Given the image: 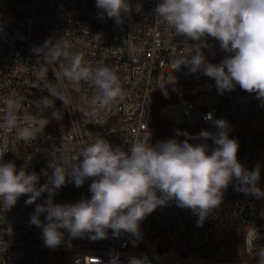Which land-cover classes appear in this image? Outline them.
<instances>
[{"label": "built area", "instance_id": "obj_1", "mask_svg": "<svg viewBox=\"0 0 264 264\" xmlns=\"http://www.w3.org/2000/svg\"><path fill=\"white\" fill-rule=\"evenodd\" d=\"M129 3L133 10L117 24L106 13L101 15L96 0H0V123L5 98L18 102L19 127L29 126L30 117L42 115L49 121L30 141L18 139L15 129L5 133L0 128V149L7 151L0 163L12 162L17 171L24 167L37 173L42 185L48 182L52 168L64 166L66 156L75 157L97 136L125 151L138 136L150 137L152 145L168 139L182 142L188 137L177 135L178 130L193 136L202 130L218 131L203 118L211 112L214 120L228 122L229 138L239 142L241 164L247 170L259 167L257 186L264 191V101L239 85L221 94L214 79L200 71L191 73L187 66L174 71L171 59L185 56L194 42L178 36L166 23H156L153 9L159 0ZM138 4L142 6L139 12L135 10ZM61 38L70 52L83 53L87 63L103 64L117 73L125 95L110 111L85 115L92 111L91 102L98 93L89 82L82 81L77 88L66 79H57L54 71L61 70L66 63L63 59L55 61L42 79V61L34 48ZM206 39L209 47L203 51L209 63L219 64L231 55L221 49L219 41ZM177 83L189 87L187 96L164 107L181 105L184 121L170 120L160 111L154 115L159 88ZM46 85L63 93L69 102L51 97ZM46 96L55 103L43 111L33 101ZM189 142L207 144L210 150L215 147L212 139ZM93 179L86 178L76 187L68 177L54 203L90 199ZM47 198L43 193L36 203ZM27 199L21 196L10 209L0 202V264H111L113 258L118 264H129L130 257H147L150 264H257L264 250V197L242 193L236 180L202 225L191 209L169 201L141 222L139 238L127 232L114 237L111 229L107 239L91 240L87 234L70 238L61 229L64 242L54 249L45 246L42 228L30 224L36 203L26 205ZM45 217L40 216L43 223ZM253 228L258 235L250 246L245 240L251 238Z\"/></svg>", "mask_w": 264, "mask_h": 264}, {"label": "clouds", "instance_id": "obj_2", "mask_svg": "<svg viewBox=\"0 0 264 264\" xmlns=\"http://www.w3.org/2000/svg\"><path fill=\"white\" fill-rule=\"evenodd\" d=\"M96 7L101 15L106 13L117 24L123 22L124 14L133 10L129 0H96ZM141 7L138 4L135 10L139 12ZM153 16L157 24L166 23L178 36L194 42L188 44L185 56L171 59L174 71L187 66L191 73L200 71L214 79L221 94L239 85L264 101V0H159ZM207 37L219 41L221 49L231 55L219 64L209 63L203 51L209 47ZM34 52L42 61L39 67L42 79L55 61L63 59L66 63L61 70L54 71L57 79H66L77 88L82 81L89 82L96 89L98 95L91 102L92 111L85 115L106 113L124 99L117 73L103 64L92 66L81 52H70L63 38L55 42L47 40L34 48ZM166 85L160 88L165 96L168 95ZM45 88L51 97L64 104L69 102L63 93L48 85ZM3 103L0 128L5 133L15 129L18 139L32 140L49 122L41 115L28 118L29 126L19 127L17 100L5 98ZM54 103L47 96L33 101L43 111L52 108ZM203 118L211 121L218 131L202 130L193 136L178 130L177 135L188 137L182 142L168 139L152 145L150 137L138 136L125 151L113 148L106 139L97 136L93 143L81 147L75 157L66 156L64 166L52 168L48 182L42 185L37 173H29L24 167L17 171L12 162L0 163V202L10 209L21 196L27 195L25 204L32 205L47 193L44 202L36 203L30 224L42 228L45 246L54 249L64 242L65 233L61 229L70 238L87 234L91 240L107 239L109 229L114 237L127 232L139 238L141 222L169 201L191 209L198 216V225H202L221 205L224 190L233 180L238 182L242 193L264 197V191L257 186L260 169L257 166L247 170L241 164L239 142L229 138L228 122L214 120L211 112ZM199 138L212 139L215 147L210 150L207 144L189 142ZM6 152L0 149V161ZM68 177L76 187L82 186L86 178H94L90 185L91 198L74 204L54 203L57 190L69 182ZM41 214H46V223L40 220ZM257 235L253 228L251 238L246 237L245 243L254 246ZM111 264H118L117 258ZM129 264H150V261L147 257H130ZM257 264H264V250L259 252Z\"/></svg>", "mask_w": 264, "mask_h": 264}, {"label": "trees", "instance_id": "obj_3", "mask_svg": "<svg viewBox=\"0 0 264 264\" xmlns=\"http://www.w3.org/2000/svg\"><path fill=\"white\" fill-rule=\"evenodd\" d=\"M164 87V86H161ZM160 87V88H161ZM159 88L158 96L154 108V115H157L162 107L166 104L177 101L178 99L187 96L189 87L183 83H177L174 85H166L168 95L165 96L162 90Z\"/></svg>", "mask_w": 264, "mask_h": 264}, {"label": "rangeland", "instance_id": "obj_4", "mask_svg": "<svg viewBox=\"0 0 264 264\" xmlns=\"http://www.w3.org/2000/svg\"><path fill=\"white\" fill-rule=\"evenodd\" d=\"M185 106H187V105H185ZM181 108H182L181 105H178L175 108L170 105V106L162 107L160 109V113H163L170 120L184 121V116L182 114Z\"/></svg>", "mask_w": 264, "mask_h": 264}]
</instances>
